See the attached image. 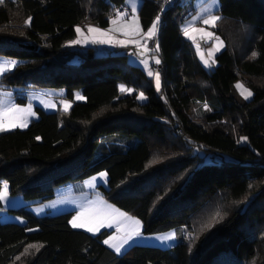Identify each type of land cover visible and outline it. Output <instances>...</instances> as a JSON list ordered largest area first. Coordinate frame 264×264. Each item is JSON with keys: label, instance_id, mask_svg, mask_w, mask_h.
Here are the masks:
<instances>
[{"label": "trees", "instance_id": "obj_1", "mask_svg": "<svg viewBox=\"0 0 264 264\" xmlns=\"http://www.w3.org/2000/svg\"><path fill=\"white\" fill-rule=\"evenodd\" d=\"M219 1L216 31L225 48L209 73L181 38L187 3L162 10L144 0V30L163 17L153 52L159 44L166 101L126 55L96 57L89 49L71 63L80 54L67 46L76 28L109 27L125 0L0 4V56L18 61L0 85L65 89L72 101L80 91L86 99L67 114L37 107L39 120L26 130L0 134V193L6 182L11 195L31 203L11 211L25 225L0 222V264H264V0ZM240 79L253 91L248 102L234 89ZM196 106L202 115L195 122L188 112ZM197 147L236 162L202 164ZM102 172L103 197L140 219L145 234L188 229L191 238L118 255L104 244L112 232L92 236L71 227L74 213L38 217L28 210L53 200L56 188ZM217 211L223 218L214 223Z\"/></svg>", "mask_w": 264, "mask_h": 264}, {"label": "rangeland", "instance_id": "obj_2", "mask_svg": "<svg viewBox=\"0 0 264 264\" xmlns=\"http://www.w3.org/2000/svg\"><path fill=\"white\" fill-rule=\"evenodd\" d=\"M6 1H17V0H2L1 3ZM184 1V0H183ZM182 1V2H183ZM144 0H125V6H127L132 11L133 5H135V12L132 11V16L126 20L125 15L110 16V25L107 28H100L97 26H78L80 32H77V37L68 42V47H71L80 54H77L71 63L79 64L82 61V55L87 54L89 49L94 50L96 57H107L110 55H126L128 61L131 65L140 67L143 69L148 77L152 80L153 85L156 90V94L160 96L164 101L167 100V90L164 89V77L159 69L161 67L162 59L159 44L155 52L149 51L148 42L150 40H158L161 31V20L157 24L156 32L154 36L149 37L147 35L148 30H144L139 17V10L143 4ZM188 15L186 19L180 25V34L183 41L188 42L192 52L196 56L200 65L209 73L214 71L217 67L216 57L224 50L225 42L222 35L216 30L219 29L222 23V17L220 15V1L219 0H188ZM207 10V11H205ZM210 15H216L221 17L215 24V26L206 25L202 21ZM194 17H199V19H193ZM156 20V19H155ZM154 20V21H155ZM115 21V23H113ZM76 28V29H77ZM89 28L99 29L101 32L106 33V35H100L99 32L89 31ZM185 28H187L188 34H185ZM200 30V31H197ZM205 32H211L214 35L212 37H207L204 35ZM219 38V40L216 39ZM75 40H80V43H73ZM101 40H108V43H100ZM220 41L223 44H220ZM218 49V50H217ZM211 53V55H210ZM203 56V59H201ZM14 59H9L4 56H0V63L6 61H12ZM156 60L160 63L157 64ZM17 64L14 67L6 70L3 74H0V80L3 77L13 71L18 65V61L15 60ZM147 62L146 64L144 62ZM204 61H208L206 65ZM149 70L152 71L153 75H149ZM159 73L160 85L159 89L156 86L155 75ZM237 84H242L243 87L251 91L252 95L247 99L241 95V89L236 87ZM127 89L125 85H120L121 88ZM236 94L242 98L245 102L250 101L253 98V91L247 86L243 79L238 80L234 85ZM126 94H132L133 91H122ZM142 92L137 95V100L140 104H146L148 102V97L143 93L144 98L140 99L139 96ZM17 94H23L27 96V102L25 104L18 103ZM82 97V98H78ZM86 101L85 97L80 91L75 94L74 101L66 98L65 89H34L32 87H7L1 85L0 87V109L5 111L3 116V124L5 132L9 133L16 129L26 130L32 122L39 120L36 108L40 107L47 113H64L67 114L73 108L75 103H84ZM65 105H68L66 108ZM13 106L23 109L22 112L7 111ZM207 105H203V110H207ZM190 118L195 122L202 115V111L196 106L188 112ZM18 124L23 126L12 127V124ZM1 134V133H0ZM245 138V137H243ZM242 145L248 144V140L240 139ZM195 154L202 159V164L210 163H221V162H236V159L230 155L226 154H213L207 152L205 148H196ZM106 175L101 176V173L92 176L86 180L70 183L66 186L58 187L55 189V198L53 200L47 201L34 206V214L38 217L42 216H55L65 213H74V217L79 216L78 222L84 223L85 227L73 228L78 231H84L92 236H97L103 231L112 232V234L106 239L109 240L110 237H123L127 232L136 227L132 220L127 219L131 217L133 220L140 221L139 231L141 235L139 237H134L129 244L121 250L118 255H123L126 251L134 246H145L154 247L160 249H171L183 242V238L187 240L191 238V233L188 229L172 230L161 234H145L144 225L140 219H138L133 214L125 212L115 205L109 203L102 195L100 187H108V175L106 172H102ZM2 185L1 193L5 192L4 184ZM7 184V183H6ZM29 204L25 200L22 194L11 195L10 187L7 184L6 197L2 200V207H0V222L4 224H19L25 225L26 221L23 217L18 216L11 211H17L22 208H26ZM125 213L126 216L122 217L119 214ZM72 218V220H73ZM100 223H103V227H98ZM92 227L94 231H88V228ZM98 227V230H95ZM174 233V238L170 240H162L160 237L165 234ZM110 243H119L118 240H110ZM105 244V243H104ZM111 250L114 248L109 247ZM116 253V252H115Z\"/></svg>", "mask_w": 264, "mask_h": 264}, {"label": "snow or ice", "instance_id": "obj_3", "mask_svg": "<svg viewBox=\"0 0 264 264\" xmlns=\"http://www.w3.org/2000/svg\"><path fill=\"white\" fill-rule=\"evenodd\" d=\"M0 2H2V0H0ZM135 10H136V9H135V5H133V7H132V11L135 12ZM205 11H207V10H205ZM117 15H120V14L118 13ZM124 15H126V13H125ZM159 19H160L159 16H157V17H156V20L153 22L151 28L148 30L147 35H148L149 37L155 35V32H156V28H157V24H158V22H159ZM193 19H194V20H195V19H199V17H194ZM220 19H221V17H219V16H216V15H210V16H208L207 18L203 19L202 22H203L204 24H206V25L215 26L216 22H217L218 20H220ZM29 20H30V18H29ZM113 23H115V21H113ZM76 31H77V32H80V29L77 28ZM89 31H92V32H99L100 35H102V36H103V35H106V33L101 32L99 29H96V28H89ZM184 31H185V34L187 35V34H188V32H187V28H185ZM197 31H200V30H197ZM204 35L207 36V37H212L214 34L211 33V32H205ZM216 39L219 40L218 37H216ZM80 42H81L80 40H75V41H73V43H80ZM99 42H100V43H108V42H110V41H108V40H101V41H99ZM220 44L222 45L223 42L220 41ZM217 50H218V49H217ZM210 55H211V53H210ZM253 55L255 56V53H253ZM201 59H203V56H201ZM144 63L146 64L147 62L145 61ZM156 63L159 64L160 61H159V60H156ZM204 63L207 65V64H208V61H204ZM16 64H17V62H16L15 60H12V61H6V62H4V63H0V74H3L6 70L10 69L11 67H14ZM148 74H149L150 76L153 75V73H152L151 70H149ZM155 79H156V86H157V88L159 89V85H160V77H159V73H156V75H155ZM236 87H237L238 89H241V95L244 96L245 99H247L249 96L252 95L251 91L245 89V88L243 87L242 84H237ZM121 90H122V91H131L130 89H124L123 87L121 88ZM78 98H82V97H78ZM139 98H140V99H143V98H144L143 93L140 94ZM65 107L67 108L68 105H65ZM7 111H9V112H11V111L22 112L23 109H20V108H18V107H16V106H13L11 109H8ZM4 115H5V111H4L3 109H0V131H4V130H5V128H4V124H3V120H2V118H3ZM11 126H12V127H17V126H23V125H18V124H15V123H14V124H12ZM37 139H39V138H37ZM241 139H245V138L242 137ZM104 175H106V174L101 173V176H104ZM4 189H5V192L0 193V200L5 199V197H6V190H7V184H6V183L4 184ZM119 215L122 216V217L126 216L125 213H120ZM216 217H220V219L223 218V217L220 215V212L217 211L216 214H215V216L212 217V222H214V223H219V220L216 219ZM79 219H80V217L77 216V217H74L72 221H70V223H71V225H72L73 228H81V227H85V224H84V223H80V222H78ZM127 219L132 220V222L136 225V227L130 229V230L127 232V234H126L125 236H123V237H110L109 240H105V241H104V243H105V244H108L109 247L114 248V250H115L116 253H120L121 250L125 247V245L129 244V242L132 241V240L134 239V237H139V236L141 235V232L139 231L140 221H138V220H133L131 217H127ZM103 226H104L103 223H100V224L98 225V227H103ZM211 226H212L211 223H209L208 225H206V227H211ZM98 227H97L95 230H98ZM88 231H94V229H93L92 227H89V228H88ZM173 238H174V233H171V234H165L164 236L160 237V239H162V240H170V239H173ZM110 240H118L119 243H110ZM29 247H35V246H34V245H30ZM25 251H27V249H26Z\"/></svg>", "mask_w": 264, "mask_h": 264}, {"label": "built area", "instance_id": "obj_4", "mask_svg": "<svg viewBox=\"0 0 264 264\" xmlns=\"http://www.w3.org/2000/svg\"><path fill=\"white\" fill-rule=\"evenodd\" d=\"M155 3H157L162 10H169V9H174L176 7V5L178 4L179 1H183V0H151ZM188 0H184L183 2H187ZM120 15H124L126 13V20H128L131 16H132V11L131 9H129L127 6L123 5L118 9H115L112 11V16H118L117 14ZM160 20H163V17L161 14H158ZM155 40H150L148 42V48L149 51H153L155 48ZM1 86V85H0ZM17 100L19 101H26L27 100V96L20 94L17 96Z\"/></svg>", "mask_w": 264, "mask_h": 264}, {"label": "crops", "instance_id": "obj_5", "mask_svg": "<svg viewBox=\"0 0 264 264\" xmlns=\"http://www.w3.org/2000/svg\"><path fill=\"white\" fill-rule=\"evenodd\" d=\"M159 69H160V67H159ZM2 132H5V131H0V133H2ZM28 210L30 212H33L34 213V211H35L34 206L29 207Z\"/></svg>", "mask_w": 264, "mask_h": 264}, {"label": "bare ground", "instance_id": "obj_6", "mask_svg": "<svg viewBox=\"0 0 264 264\" xmlns=\"http://www.w3.org/2000/svg\"><path fill=\"white\" fill-rule=\"evenodd\" d=\"M151 52H153V51H151Z\"/></svg>", "mask_w": 264, "mask_h": 264}]
</instances>
